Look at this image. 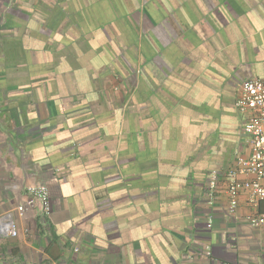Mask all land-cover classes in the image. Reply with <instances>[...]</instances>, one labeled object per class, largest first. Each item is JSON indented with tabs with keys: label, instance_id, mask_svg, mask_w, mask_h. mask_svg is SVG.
<instances>
[{
	"label": "crops",
	"instance_id": "crops-1",
	"mask_svg": "<svg viewBox=\"0 0 264 264\" xmlns=\"http://www.w3.org/2000/svg\"><path fill=\"white\" fill-rule=\"evenodd\" d=\"M256 78L264 0H0V214L49 204L0 264H264V200L226 178Z\"/></svg>",
	"mask_w": 264,
	"mask_h": 264
},
{
	"label": "built area",
	"instance_id": "built-area-1",
	"mask_svg": "<svg viewBox=\"0 0 264 264\" xmlns=\"http://www.w3.org/2000/svg\"><path fill=\"white\" fill-rule=\"evenodd\" d=\"M238 112L244 115L243 132L248 139L251 152L248 157H240L228 171L227 193L230 207L236 206L238 192L243 189L249 193L252 202L264 200V78L248 79L241 84L235 101ZM249 176L238 181L237 176ZM216 176L211 175L210 187L214 188ZM28 197L24 203L0 214V236L13 238L18 235L15 214H22L27 208L39 205L43 214L49 213L48 191L44 185L27 188ZM247 220L254 227H264V213L248 216Z\"/></svg>",
	"mask_w": 264,
	"mask_h": 264
}]
</instances>
